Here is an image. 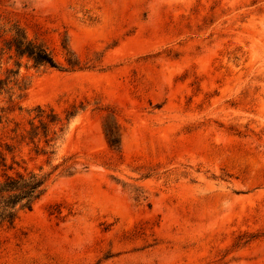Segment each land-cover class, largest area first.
I'll list each match as a JSON object with an SVG mask.
<instances>
[{
	"label": "rangeland",
	"instance_id": "1",
	"mask_svg": "<svg viewBox=\"0 0 264 264\" xmlns=\"http://www.w3.org/2000/svg\"><path fill=\"white\" fill-rule=\"evenodd\" d=\"M28 172L0 264H264V0H0V179Z\"/></svg>",
	"mask_w": 264,
	"mask_h": 264
},
{
	"label": "trees",
	"instance_id": "2",
	"mask_svg": "<svg viewBox=\"0 0 264 264\" xmlns=\"http://www.w3.org/2000/svg\"><path fill=\"white\" fill-rule=\"evenodd\" d=\"M19 56L31 59L35 66L58 67L50 52L41 44L26 40L22 30L14 27L9 42ZM44 178L34 172L4 175L0 179V226L11 225L21 209L30 210L43 193Z\"/></svg>",
	"mask_w": 264,
	"mask_h": 264
}]
</instances>
